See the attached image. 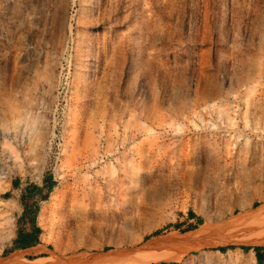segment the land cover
Instances as JSON below:
<instances>
[{
  "label": "rangeland",
  "instance_id": "374dc122",
  "mask_svg": "<svg viewBox=\"0 0 264 264\" xmlns=\"http://www.w3.org/2000/svg\"><path fill=\"white\" fill-rule=\"evenodd\" d=\"M35 184L47 248L25 257L252 264L264 0H0V262L9 191Z\"/></svg>",
  "mask_w": 264,
  "mask_h": 264
},
{
  "label": "crops",
  "instance_id": "0c3cea01",
  "mask_svg": "<svg viewBox=\"0 0 264 264\" xmlns=\"http://www.w3.org/2000/svg\"><path fill=\"white\" fill-rule=\"evenodd\" d=\"M45 191L44 185L35 184L27 185L19 188H12L9 193L13 201L16 203V217L18 227L16 228L14 237L11 240L12 246L17 244L19 247L14 248L15 251H31V256L38 253H44L47 245L42 242V231L37 221L40 210L41 194ZM38 209V211H37ZM14 252V251H13ZM264 255V249L259 248L253 250L252 264H257L259 257ZM26 260L34 261V257H25Z\"/></svg>",
  "mask_w": 264,
  "mask_h": 264
},
{
  "label": "bare ground",
  "instance_id": "6f19581e",
  "mask_svg": "<svg viewBox=\"0 0 264 264\" xmlns=\"http://www.w3.org/2000/svg\"><path fill=\"white\" fill-rule=\"evenodd\" d=\"M248 223V222H247ZM246 222H243L242 224H240V225H245V224H247ZM250 224H251V222H250ZM250 226V225H249ZM248 227V226H247ZM244 230H245V228H243ZM249 229V228H248ZM249 230H251V229H249ZM220 236V235H219ZM227 236V235H226ZM225 236V237H226ZM180 238V237H179ZM182 238V237H181ZM228 238V237H227ZM239 240V239H238ZM242 240V239H241ZM245 240V239H244ZM244 240H243V242H244ZM250 240V239H249ZM158 241V240H157ZM160 241H162V240H160ZM235 241H237V240H235ZM247 241V240H246ZM245 241V242H246ZM238 242H241V241H238ZM155 243V242H154ZM257 243V242H256ZM159 244H160V242H159ZM252 244V243H251ZM157 245H158V243H157ZM161 245V244H160ZM159 245V246H160ZM162 246V245H161ZM157 247V246H156ZM23 251L21 252V251H16V252H14V253H12L11 255H9L8 257H5V258H3V259H1V260H3V261H1L0 262V264H47V263H45V261H43V260H36V261H29V260H26L25 259V256L23 255ZM1 257V256H0Z\"/></svg>",
  "mask_w": 264,
  "mask_h": 264
},
{
  "label": "trees",
  "instance_id": "16d2710c",
  "mask_svg": "<svg viewBox=\"0 0 264 264\" xmlns=\"http://www.w3.org/2000/svg\"><path fill=\"white\" fill-rule=\"evenodd\" d=\"M47 187L49 188V185H47ZM189 215H193V213L190 212ZM191 228H193V227H190V228H188L187 230H189V229H191ZM17 247H19V246H18L17 244L14 243V245L12 246V249L17 248ZM231 247H232V246H229V248H231ZM226 248H227L226 246H219V247H216V248H213V249H217V250H220V251H225ZM248 248H250V247L243 246V249H248ZM259 248H262V247H261V246H255V247H252V249H253L254 251H257V249H259ZM5 251H7V250H5ZM263 260H264V255L258 258V260H257V264H262V263H263ZM172 264H176V263H172Z\"/></svg>",
  "mask_w": 264,
  "mask_h": 264
}]
</instances>
